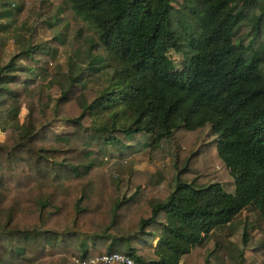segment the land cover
I'll use <instances>...</instances> for the list:
<instances>
[{"label": "trees", "instance_id": "trees-1", "mask_svg": "<svg viewBox=\"0 0 264 264\" xmlns=\"http://www.w3.org/2000/svg\"><path fill=\"white\" fill-rule=\"evenodd\" d=\"M66 1L91 25L109 77L90 93L70 61L66 77L43 84L53 48L22 43L0 63V264H82L113 252L139 264L200 263L215 229L243 210L264 217V0ZM15 13L2 3L0 34ZM169 50L181 53L179 68ZM57 118L72 131H52ZM137 135L189 154L169 180L99 171L113 153L127 160ZM239 238L204 263L215 254L260 264L244 258L245 226Z\"/></svg>", "mask_w": 264, "mask_h": 264}, {"label": "rangeland", "instance_id": "rangeland-1", "mask_svg": "<svg viewBox=\"0 0 264 264\" xmlns=\"http://www.w3.org/2000/svg\"><path fill=\"white\" fill-rule=\"evenodd\" d=\"M3 2L7 3V7L16 13L8 32L0 34V63H5L14 55L17 43H19V49L20 43L29 46L50 47L53 48L54 58L49 59L46 65L49 74L45 79L38 78L43 84L51 78L66 77L68 64L73 61L81 68L82 80H87L86 85L89 86L90 93L92 91L98 94L106 85L109 77V67H106L110 64L109 58L98 45L97 37L91 25L74 14L66 0H0V10ZM17 8H20V12H17ZM168 58L174 67H180L181 53L169 50ZM99 59L101 61H98ZM20 63L34 65V62L28 59L22 60ZM89 66H100L101 68L92 73L88 69ZM51 90L52 92L55 91L54 88ZM26 114V109L22 107L19 114L21 122H24ZM49 127L59 134L72 131L71 125L62 118L52 121ZM213 137L215 136L208 133L207 139ZM3 139L4 133L0 130V140ZM130 143L135 148L127 158L129 163L126 166H122V164L127 160L120 159L113 153L101 160L99 171L112 175V178L117 173L127 172L129 168L138 171H159L165 176V180H169V171L173 169L175 161H180L189 154L188 146L176 145L170 139H164L153 144L147 136L137 135L130 140ZM222 181L225 182L227 188H230V178ZM243 226L248 230L250 242V246L246 247L243 252L245 260L264 264V217L255 210H243L230 227L215 229L209 236V249L199 256V259L203 260L196 264H233L228 257L213 259L215 254L210 256L212 259L209 263H204V258L209 254V250L214 247L228 246L230 249L233 248L240 240ZM258 246L262 252L256 257V249H252V247L258 248Z\"/></svg>", "mask_w": 264, "mask_h": 264}, {"label": "built area", "instance_id": "built-area-1", "mask_svg": "<svg viewBox=\"0 0 264 264\" xmlns=\"http://www.w3.org/2000/svg\"><path fill=\"white\" fill-rule=\"evenodd\" d=\"M97 262H100L102 264H139L131 257L119 252L103 254L101 256L83 260L82 264H96Z\"/></svg>", "mask_w": 264, "mask_h": 264}]
</instances>
